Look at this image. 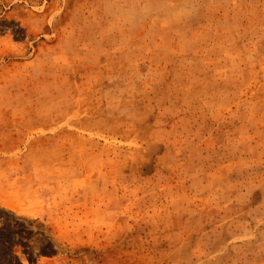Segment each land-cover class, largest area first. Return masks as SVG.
<instances>
[{"label": "rangeland", "instance_id": "1", "mask_svg": "<svg viewBox=\"0 0 264 264\" xmlns=\"http://www.w3.org/2000/svg\"><path fill=\"white\" fill-rule=\"evenodd\" d=\"M0 264H264V0H0Z\"/></svg>", "mask_w": 264, "mask_h": 264}]
</instances>
